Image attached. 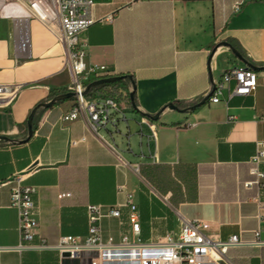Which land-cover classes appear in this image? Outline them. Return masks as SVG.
I'll return each instance as SVG.
<instances>
[{"label":"crops","instance_id":"0c3cea01","mask_svg":"<svg viewBox=\"0 0 264 264\" xmlns=\"http://www.w3.org/2000/svg\"><path fill=\"white\" fill-rule=\"evenodd\" d=\"M95 2L94 17L112 14L113 21L94 22L80 34L86 63L104 66L111 76L131 75L134 83L123 78L112 93L88 96L122 97L125 90L124 117L97 131L85 116L64 122L72 97L37 109L30 135L33 108L66 93L71 82L67 51L51 25L34 14L36 6L0 1V85L18 89L14 101L0 99V136L8 138L0 139V182L22 174L35 188L36 231L49 245L20 247L11 185L0 186V264H89L63 257L53 246L61 236L88 234L91 203L121 208L120 217L103 219L104 239L128 234L150 242L179 235L185 219H201L213 239L238 234L253 241L264 188L247 189L244 182L252 178L256 142L264 140V0ZM23 38L25 51L19 48ZM246 66L258 74L253 95L226 100L225 91L221 102L207 100L224 71ZM134 87L128 99L126 91ZM129 195L139 212L134 227ZM228 257L232 264H264V245L234 246Z\"/></svg>","mask_w":264,"mask_h":264},{"label":"built area","instance_id":"2783aa9c","mask_svg":"<svg viewBox=\"0 0 264 264\" xmlns=\"http://www.w3.org/2000/svg\"><path fill=\"white\" fill-rule=\"evenodd\" d=\"M45 13L42 15L34 10L44 22L49 23L59 42L65 45L67 56L66 65L71 74V82L66 92H75V104L62 115L64 122H71L85 116L92 130L105 128L107 125L116 124L115 116L124 113L125 106L121 100L125 99V90L122 97L109 95L102 100L89 99L86 93L90 81L100 78L105 72V67L97 69L86 63V49L79 36L94 22H112L113 15L109 14L96 18L93 15L95 0H39ZM242 2L235 4L239 11ZM20 50H26L27 39L19 43ZM234 83L231 87L230 84ZM258 86V74L250 66L234 67L222 73L221 79L213 85L208 100L211 103L221 102V96L231 99L235 95H253ZM17 87L13 85H0V99L12 102L17 96ZM133 89L126 91L130 99ZM233 117H230L232 119ZM155 135V131H154ZM121 164L128 166V162L118 157ZM264 140L256 142V152L251 157L252 166L249 170L252 178L244 182V187L258 190L264 188ZM138 172V167H133ZM11 185L10 204L16 208L19 215V230L21 234L20 247L42 248L49 247L46 240L37 233L38 220L35 216L36 203L34 199L35 188L24 184V175L18 174L13 178L0 182V186ZM127 200L130 208L129 223L134 227L138 223V207L132 200ZM259 207L264 208V203L259 201ZM88 234L85 236L64 235L53 246L63 257L84 260L89 264H218V258L232 264L228 251L231 247L253 244L264 245V213L260 215L261 226L254 231L255 239L245 242L238 234H233L224 240H216L206 234L209 223L204 220L185 219L179 235L167 234L162 239L146 242L140 238H131L125 234L120 241L109 236L104 239L102 221L107 217H120L121 208L118 205L91 203L87 205ZM39 238V242L36 239ZM67 253L68 255H64Z\"/></svg>","mask_w":264,"mask_h":264},{"label":"water","instance_id":"95a60500","mask_svg":"<svg viewBox=\"0 0 264 264\" xmlns=\"http://www.w3.org/2000/svg\"><path fill=\"white\" fill-rule=\"evenodd\" d=\"M225 45H230L228 42H225L224 43ZM232 47V50L233 52L241 58V54L239 53V51L233 47ZM130 78L132 81H133V77L131 75H117V76H113V77H109V78H101V79H97V80H94L92 81L91 83L88 84L87 88H86V93H89L91 91V89L94 87V86H97V85H100V84H103V83H107V82H114V81H118V80H122L123 78ZM134 83V81H133ZM134 94H135V87H134V90L133 92L131 93V97L133 98L134 97ZM75 96V92H66V93H63L61 95H57L55 96L51 101L47 102V103H44L42 106L46 107V108H49L51 106H53V104L55 102H58L60 100H64V99H68V98H72ZM170 108H173V109H176L177 106L174 104V103H169L168 105ZM191 108H194V107H191ZM35 113H36V110H34L31 115L29 116V119H28V127H29V134L32 135L33 134V118L35 116ZM160 113L156 114L155 116H153V119H158ZM0 139H8L6 136H0ZM64 255H68L67 253H65ZM213 257L217 258L218 259V264H228L225 260L223 259H220L218 258V256L216 254H213Z\"/></svg>","mask_w":264,"mask_h":264},{"label":"trees","instance_id":"16d2710c","mask_svg":"<svg viewBox=\"0 0 264 264\" xmlns=\"http://www.w3.org/2000/svg\"><path fill=\"white\" fill-rule=\"evenodd\" d=\"M109 77H113V76H111V75H109V74H103V75H101L100 76V78L99 79H101V78H109ZM119 82H120V80H118ZM118 81H114V82H107V83H103V84H100V85H97V86H94L92 89H91V91H98V92H104V91H106V92H113V90H116L117 89V87H118V85H119V82ZM91 83V82H90ZM207 100H208V97H207ZM56 103V102H55ZM54 103V104H55ZM44 103H39V104H37L34 108H33V110H32V112L34 111V110H37V109H39L42 105H43ZM53 104V105H54ZM31 112V113H32Z\"/></svg>","mask_w":264,"mask_h":264},{"label":"rangeland","instance_id":"374dc122","mask_svg":"<svg viewBox=\"0 0 264 264\" xmlns=\"http://www.w3.org/2000/svg\"><path fill=\"white\" fill-rule=\"evenodd\" d=\"M0 1H2L3 3H9V2H18V3H20V4H22V5H25V7H27V8H29V9H31L32 10V8L30 7V3L28 2V1H23V0H0ZM119 82V81H118ZM121 82V81H120ZM119 82V83H120ZM117 117H119V118H123L124 117V113H121L120 115H116ZM115 116V119L117 118ZM124 123V122H123Z\"/></svg>","mask_w":264,"mask_h":264},{"label":"bare ground","instance_id":"6f19581e","mask_svg":"<svg viewBox=\"0 0 264 264\" xmlns=\"http://www.w3.org/2000/svg\"><path fill=\"white\" fill-rule=\"evenodd\" d=\"M30 4L32 6H36L37 7V11L39 13H41L42 15L45 13V8H44L43 4L39 0H30Z\"/></svg>","mask_w":264,"mask_h":264}]
</instances>
